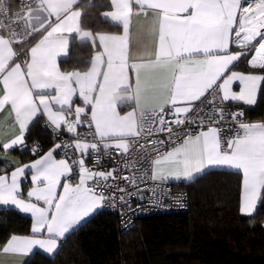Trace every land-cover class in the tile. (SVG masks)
<instances>
[{
  "label": "snow or ice",
  "instance_id": "6c2138e0",
  "mask_svg": "<svg viewBox=\"0 0 264 264\" xmlns=\"http://www.w3.org/2000/svg\"><path fill=\"white\" fill-rule=\"evenodd\" d=\"M85 15L84 0H0V134L13 129L0 136V158L26 147L40 117L60 140L0 174V205L31 215L30 234H11L0 257L25 264L36 249L55 253L98 209L128 204L133 193L118 180L143 191L137 181L150 179L168 198L163 185L170 180L235 170L242 176L239 212L253 216L264 201V121L245 122L243 110L226 107L255 106L264 92V0H108L100 16L115 32L86 27ZM141 19L147 31L138 29L134 40ZM73 43L89 57L62 70L59 58ZM240 63L249 71L234 70ZM124 105L130 110L121 112ZM159 134L166 139L153 138ZM101 151L121 156L123 168H89V154L99 165ZM137 164L147 165L142 176L124 174ZM172 198L184 207L182 194Z\"/></svg>",
  "mask_w": 264,
  "mask_h": 264
},
{
  "label": "trees",
  "instance_id": "16d2710c",
  "mask_svg": "<svg viewBox=\"0 0 264 264\" xmlns=\"http://www.w3.org/2000/svg\"><path fill=\"white\" fill-rule=\"evenodd\" d=\"M84 3L86 27L118 31L100 16L108 0H91L92 6L88 0ZM88 57L87 48L73 43L60 67L71 70ZM235 69L249 71L245 63ZM243 109L248 121H264V92L253 108ZM25 144L23 150L15 148L9 154L28 162L55 144L42 119L30 125ZM36 145L39 149L34 155L31 149ZM10 167L0 161V174ZM28 186L26 179L23 191ZM173 186L186 195L185 212L140 219L123 232L117 216L101 210L68 235L55 255L35 252L25 264H264V201L253 216L241 215L239 173L210 170ZM30 228V217L0 206V243L11 234L28 235Z\"/></svg>",
  "mask_w": 264,
  "mask_h": 264
},
{
  "label": "built area",
  "instance_id": "2783aa9c",
  "mask_svg": "<svg viewBox=\"0 0 264 264\" xmlns=\"http://www.w3.org/2000/svg\"><path fill=\"white\" fill-rule=\"evenodd\" d=\"M10 2L12 4H15L16 0H10ZM237 110L244 111L242 107L234 106L229 103L227 104L226 113L235 112ZM243 119L245 120V122L248 121L245 115V111H244ZM46 128L49 131L51 140L54 143L60 142V140L53 134V130L49 127ZM80 131L83 133L86 131V129L81 128ZM61 135L65 140L70 139V137L65 136L63 133ZM153 138L164 140L166 139V135L159 134L158 136H155ZM56 153L58 157L62 158L61 150H57ZM69 155H72V150H69ZM100 155L102 157L100 164L94 165L92 156L89 154V156L86 159L87 166L89 168H93L94 170H103V171L110 170L111 168L117 166H119L121 169L123 168V158L117 155L114 151L111 153V156L115 157V159L105 157L103 151H101ZM145 167H147V165L142 166L140 164H137L136 167L128 169L127 171L124 172V174L126 175L134 174L136 176H142L144 174ZM117 174L119 175L120 173ZM116 183H118L121 187L126 188L128 192L133 193L131 197L128 196L125 197V199L128 201V204L121 206L120 202L117 200V206L115 209L109 206H105L101 209L102 211H106L117 216L119 226L123 232L133 228L136 222L140 219L150 218L153 216H159L165 214H177V213L185 212L187 210V205H186L187 199L185 193L183 191L175 189L173 184H171L170 182H168L166 185H163V187L169 190L171 193V197L168 198H162L160 188L156 187V184H158V182H153L150 179H145L143 182L137 181L138 188L143 189V191H138L137 187H133L131 184H128L124 180H118ZM153 188H156L155 195L152 191ZM181 194L184 197V201H183L184 207L177 206L174 199L172 198L179 196ZM154 199L162 200V202L159 204H154L151 202ZM128 205H130V207Z\"/></svg>",
  "mask_w": 264,
  "mask_h": 264
},
{
  "label": "crops",
  "instance_id": "0c3cea01",
  "mask_svg": "<svg viewBox=\"0 0 264 264\" xmlns=\"http://www.w3.org/2000/svg\"><path fill=\"white\" fill-rule=\"evenodd\" d=\"M138 29H143L145 32L147 31V23L144 21V20H139V21H134V29H133V31H134V40H135V38H136V33H137V30ZM67 58V57H66ZM65 57H61V58H59V64H60V61L61 60H64V59H66ZM234 70H236V71H240L239 69H234ZM248 72V71H247ZM233 90L234 91H239V84H238V82L237 83H235L234 85H233ZM77 103H80V101L79 100H77ZM229 104H234V105H239V106H241L242 108H253L254 106H245L242 102H228ZM128 110H130L129 109V106H127V105H124L122 108H121V112H125V111H128ZM38 119H42L43 120V122L45 123V118L44 117H40V118H38ZM4 121H5V117H4V114L3 113H0V124H3L4 123ZM247 122H259V121H247ZM13 132V129H11V128H5V130H4V132L2 133V134H0V136H3V137H7V136H9V135H11V133ZM65 136H68L67 134H64ZM69 137V136H68ZM54 146V145H53ZM52 146V147H53ZM51 147V148H52ZM16 148H19V147H16ZM50 148V149H51ZM15 149V148H14ZM49 149V150H50ZM13 150V149H12ZM12 150H10L9 151V153L12 151ZM48 150V151H49ZM48 151H46L44 154H46ZM44 154H42L41 156H43ZM3 154L2 153H0V156H2ZM55 156H56V158L57 159H60V157H58V155H57V153H55L54 154ZM41 156H38V157H36V158H34V159H32L31 161H28V162H21L19 159H17V158H15V157H13V156H11L10 154H8L6 157H4V158H0V161L1 162H3V163H6V164H8L9 166H11L10 167V171H8V173L10 174V172L12 171V170H14V168L17 166V164H28V163H31L32 161H34L35 159H38V158H40ZM210 170H225V171H232V172H236L235 170H230V169H225V168H219V169H217V168H213V169H209V170H206L205 172H207V171H210ZM236 173H238V172H236ZM3 174V173H2ZM201 175H197L196 176V178L197 177H200ZM240 177H241V179H242V176H241V174H240ZM195 178V179H196ZM28 184H29V186L27 187V189L26 190H24L23 191V183L25 182V180L26 179H22V191H23V193H24V195L26 196V194H27V191L29 190V188L31 187V173L30 172H28ZM193 181V180H192ZM171 184H176V185H180V184H186V183H189V182H191V181H185V180H180V181H175V180H170L169 181ZM1 207H3V208H9V209H14V210H16L17 212H19V210H17V209H15V207L14 206H11V205H9V206H3V205H0ZM102 209H98L95 213H93L92 215H90L88 218H86V220L84 221V222H82V225L86 222V221H88L92 216H94L96 213H98V212H100ZM19 213H21V212H19ZM22 215H24V216H28V217H30L31 218V215L30 214H26V213H21ZM242 215V214H241ZM243 216H246V215H243ZM80 227V226H79ZM59 249V248H58ZM58 251V250H57ZM56 251V252H57ZM35 252H40V253H42V254H44L43 252H42V250H39V249H36V250H34V253ZM56 252L55 253H53V254H51V255H48V254H44L45 256H48V257H52L53 255H55L56 254ZM30 257H28V258H24L25 259V263L28 261V259H29ZM21 258L20 257H0V264H18V261L20 260Z\"/></svg>",
  "mask_w": 264,
  "mask_h": 264
}]
</instances>
